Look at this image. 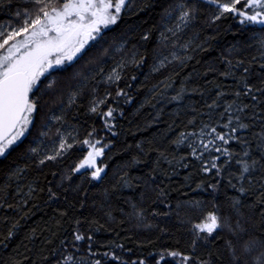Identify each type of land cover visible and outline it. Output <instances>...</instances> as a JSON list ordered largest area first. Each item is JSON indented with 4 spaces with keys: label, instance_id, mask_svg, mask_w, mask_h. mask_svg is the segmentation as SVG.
<instances>
[{
    "label": "trees",
    "instance_id": "trees-1",
    "mask_svg": "<svg viewBox=\"0 0 264 264\" xmlns=\"http://www.w3.org/2000/svg\"><path fill=\"white\" fill-rule=\"evenodd\" d=\"M176 2L129 0L121 19L107 29L104 40L87 53L80 64L51 73L40 85L41 91L37 93L39 112L34 114V125L8 157L0 158V184L10 170L28 165L21 172V178L12 181L11 195L5 197L8 203H19L27 192V185H33V195L27 197L29 203L23 206L27 216L15 208L0 207V232L6 233L12 223L5 220V216L20 220L8 247L0 245V264H13L14 261L49 264L50 260L57 258L52 255L54 252H72L76 264H91L93 259H101L102 264H125L137 258L156 264L162 250L169 248L193 252L202 259L211 253L214 264H230L227 242L237 241L233 228L239 225L246 229L241 233L245 238L264 239V208L256 203L258 187L253 186L250 193H239L238 188L230 186L227 177V171L234 172L236 165L233 164L220 177L215 175V170L204 173L202 162L188 155L190 148L187 144L177 146L173 143L181 132L198 128L201 119L206 121L208 109L205 103H211L215 98L219 91L217 84L229 91L224 99H232L231 89L242 68L236 70V77L220 76V71L228 68L225 58L233 65L242 59L259 75L261 65H264L261 57L264 29L242 26L231 17L212 22L215 6L208 0H197L200 7L197 18L173 36L165 29L173 26L176 20H169L166 10ZM25 4L26 0H0V26L15 24L19 18L14 17V12ZM175 15L173 13V17ZM161 32L169 39L162 41ZM146 33L149 36L145 40ZM184 43H189L187 49L180 48ZM172 52H177L180 59H173ZM134 57L136 60L143 57V60L139 64L132 63ZM163 57H167L165 65L159 71H153V65L159 66L158 60ZM121 61L127 66L117 69L122 76L118 84L131 96L127 102L124 96L117 95L116 83L103 80ZM85 77V87L69 104L72 92ZM53 79L55 83L50 85ZM181 85L197 91L185 94L186 99L179 102L181 110L177 114L178 102L172 101L171 97ZM106 92H112V96L107 97V106L123 112V115L114 114L116 123L113 129L105 126L102 115L89 110L93 97L104 98ZM188 99L194 102L197 112L184 107ZM106 110L104 107L103 111ZM222 110L221 102V108L215 112ZM256 111L259 115L258 109ZM53 115L63 116V119L52 120ZM193 115L197 116L196 123L189 124ZM217 127L228 131L223 123ZM93 128L97 130L95 138L102 139L103 143L111 141L105 149V156L100 158V162L107 165L101 179L92 178L83 170L71 171L83 155L80 144L43 165L34 162L35 154L28 153L29 147H35L40 139L44 141L42 147H50L61 133H75L77 140H83ZM255 130L259 131V127ZM41 132H48V135L41 136ZM246 134L247 130L238 133L241 136ZM232 147L238 148L239 145L233 141ZM160 152H164L168 159L161 158ZM212 154L220 155V162H223L222 154ZM158 158L159 167L155 164ZM204 158H210L207 152ZM125 180L131 186L126 185ZM217 181L218 186L213 189L211 185ZM201 182L203 186L197 187ZM17 186L24 191L17 194ZM48 189L57 192L58 196L49 199ZM234 196L240 197L238 208L233 207L231 198ZM81 203L83 208L79 207ZM65 210L67 215H63ZM141 210L143 215H140ZM208 211H217L224 226L205 240L199 238L204 234L194 231V225ZM76 219L80 220L79 226L74 222ZM77 229L93 239L74 241ZM193 239H196L195 249ZM89 246L94 255L88 252ZM106 252H116L122 259L118 261L104 256ZM159 264H180V258L165 255V260Z\"/></svg>",
    "mask_w": 264,
    "mask_h": 264
},
{
    "label": "snow or ice",
    "instance_id": "snow-or-ice-1",
    "mask_svg": "<svg viewBox=\"0 0 264 264\" xmlns=\"http://www.w3.org/2000/svg\"><path fill=\"white\" fill-rule=\"evenodd\" d=\"M208 2L215 6V11L211 16L212 22L227 20L231 17L242 26L248 28L259 26L264 29V0H208ZM128 3L129 0H26L25 6L18 7L14 12V17L19 18L16 23L0 26V157H8L18 142L29 132L30 126L34 125V114L39 112L37 93L41 91L40 85L43 83L41 78L61 68L66 70L83 59L88 48L104 40L105 30L109 29V26L117 24ZM169 9L166 10L167 18L169 20L174 18L176 23L171 27H166L165 31L173 36L182 28L188 27L200 12L197 0H177L174 5L169 6ZM173 13H176L175 17H173ZM148 36L149 34L146 33L143 39H148ZM160 37L162 41L169 39L164 32L160 33ZM189 43L181 44L180 48L187 49ZM261 47L264 48V40L261 41ZM104 51L107 54V49ZM170 55L173 59H180L177 52H172ZM261 57L264 59V51H262ZM166 59L167 57L159 59V66L153 65L152 70L159 71V68L165 65ZM142 60L143 57L140 60H136L134 57L132 63L139 64ZM225 61L228 68L220 71L219 75L222 77H236V70L242 68L235 86L231 89L232 99H224L229 91L217 84L216 87L219 91L216 92L215 98L211 99V103H205V107L208 109L206 121L201 119L198 128L181 132L173 143L177 146L187 144L190 148L188 155L202 162L201 168L204 173L210 174L215 170V175L220 177L233 164L236 165L234 172L227 171L230 186L238 188L241 194L253 192V186H257L259 193L256 196V203L264 208V65H261V71L257 76L242 59H238L235 65L227 58ZM126 66L124 61H121L106 76L110 83L117 84V95L124 96L125 102L131 100V96L125 92L124 88L119 87L118 82L121 81L122 76L117 69ZM100 71L104 70L100 69ZM86 82L87 77L81 80L79 87L72 92L69 104L83 90ZM54 83L55 79L50 81V85ZM168 86L170 85H165V87ZM189 91L195 92L197 89H189L186 85H181L171 97L172 101L178 102L177 114L181 110L179 102L186 99L185 94ZM110 96H112V92H106L104 98L94 96L89 110L102 115L105 118V126L108 129H113L116 123L114 114L119 112L120 115H123V112L107 106V97ZM221 102L223 110L217 113L215 109L221 108ZM193 103L191 99H188V103L184 107L197 112ZM104 107L107 108L106 111H103ZM248 109L254 110L248 112L246 111ZM256 109H258L259 115ZM246 117H251V119H246ZM51 119L61 120L63 116L53 115ZM196 119L197 116L193 115L188 123L195 124ZM221 123L224 128L228 129L227 132L218 130L217 125ZM256 127H259V131L255 130ZM241 130H247V134L245 136L238 135ZM96 131L93 128L83 140H77L75 133H61L50 150L47 147H42L44 141L40 139L36 142L35 147H29L28 153L35 154L34 162L43 165L45 162L57 160L71 150L74 145L80 144L83 155L71 171L81 172L83 170L92 178L101 179L107 165H103L100 158L105 156V149L111 144V141L103 143L102 139L95 138ZM40 135L47 136L48 132H41ZM233 141L238 143V148L232 147ZM157 151L159 152V149ZM206 152L209 154V159L204 158ZM213 152L223 155L222 163L220 162L221 156L214 155ZM159 155L165 160L168 159L164 152H160ZM183 158L181 156V160ZM155 164L157 167L160 166L159 158ZM27 167V164L24 165V168ZM24 168L17 167L15 170H10L3 183L0 184V194H2L0 195V207L15 208L23 216H27L28 212L24 211L23 206L29 203L27 197L33 195L32 184L27 185V192L21 197L19 203H8L5 199L11 195L9 189L12 187V181L21 178L20 174ZM152 175H155L154 170ZM68 178L70 179V177ZM233 180L235 183H232ZM124 183L131 186L128 180H125ZM202 186L203 182L197 184V187ZM217 186L218 181L211 185L213 189ZM40 190L43 191V189ZM23 191L22 187L17 186V194ZM48 191L49 199L58 196L57 192L51 189ZM231 199L233 207L238 208L241 203L240 197L234 196ZM79 207L83 208L84 205L81 203ZM63 215H67V210ZM140 215H143L142 210ZM4 219L12 221L11 225L7 227L6 233L0 232V237H2L0 245L7 248L8 242L16 235L20 220L15 216H5ZM74 222L79 226V219ZM223 226L224 221L217 211H208L206 216L194 225V231L203 233L204 235L199 238L206 240L209 235L222 229ZM232 231L236 234L237 241L229 240L227 242L231 253L230 264H249V258H251V264H264V239L252 236L243 237L241 233L246 232V229L239 225ZM86 239L91 240L93 237L86 236L79 229L73 235L74 241ZM64 247L67 248V245ZM75 247L73 244V248ZM192 247L196 248V239H193ZM88 252L94 255L91 246H89ZM52 255L57 258L50 260L49 264H76V258L72 252H67V254L54 252ZM103 255L111 256L118 261L122 259L116 252H106ZM165 255L173 258L179 257L180 264H214L211 253L207 254L206 259H202L200 255L194 256L193 252L185 253L170 248L162 250L156 264L164 261ZM13 264H23V262L14 261ZM91 264H102V261L93 259ZM125 264H149V261L137 258V260L125 262Z\"/></svg>",
    "mask_w": 264,
    "mask_h": 264
},
{
    "label": "flooded vegetation",
    "instance_id": "flooded-vegetation-1",
    "mask_svg": "<svg viewBox=\"0 0 264 264\" xmlns=\"http://www.w3.org/2000/svg\"><path fill=\"white\" fill-rule=\"evenodd\" d=\"M106 32H107V29L105 30L104 36H105ZM96 45H97V44H96ZM96 45H95V46H96ZM95 46L88 48V49L86 50V53H85L84 57L87 55V53L91 52ZM84 57H83V59H84ZM81 60H82V59H81ZM81 60H79V62H77L74 66H77L78 64H80V63L82 62ZM74 66H72V67H74ZM72 67H68V68H66V70H67V69H70V68H72ZM62 71H65V69H64V68H61V69H58V70L53 71V72H51V73L62 72ZM48 77H49V74H46L45 77H42V78H41V80L44 81V80L47 79Z\"/></svg>",
    "mask_w": 264,
    "mask_h": 264
},
{
    "label": "rangeland",
    "instance_id": "rangeland-1",
    "mask_svg": "<svg viewBox=\"0 0 264 264\" xmlns=\"http://www.w3.org/2000/svg\"><path fill=\"white\" fill-rule=\"evenodd\" d=\"M175 23H176V21H175ZM175 23H174V25H175ZM109 27H110V26H109ZM261 49L264 50V48H261ZM106 76H107V75H106ZM106 76L103 77V80L106 81V82H109V81L107 80ZM55 77H56V75H55ZM19 142H20V141H19ZM19 142H18V143H19ZM54 143H55V142H54ZM53 145H54V144H53ZM53 145H52V146H53ZM52 146H50V147L48 146L47 148L50 150V149L52 148ZM49 154H50V152H49ZM0 158H1V157H0Z\"/></svg>",
    "mask_w": 264,
    "mask_h": 264
}]
</instances>
